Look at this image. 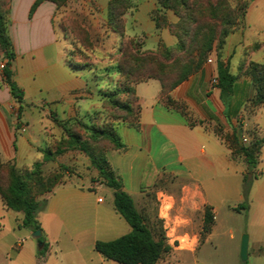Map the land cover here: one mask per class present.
<instances>
[{
	"label": "crops",
	"instance_id": "0c3cea01",
	"mask_svg": "<svg viewBox=\"0 0 264 264\" xmlns=\"http://www.w3.org/2000/svg\"><path fill=\"white\" fill-rule=\"evenodd\" d=\"M36 1L9 2V34L19 54L15 81L24 91L26 100L34 103L45 100L52 104L51 108L61 120L98 114L100 91L97 96L91 91L86 94L89 77L69 66L68 49L53 22L55 4L43 2L30 18ZM109 1L74 0V3L107 20ZM245 1L248 8L244 28L230 35L222 51L223 62L237 77L227 102L223 101L218 85L213 84V79H218L216 56L199 75L172 93L177 101H187L192 118L165 105L159 81L140 83L135 87L140 106L138 123L119 125L117 131L124 148L107 152L123 190L134 201L135 197L142 199L160 186V189H167L165 192L171 197L178 196L185 202L176 206L166 200L168 195L159 194L163 198H159L158 220L171 252L158 264H242L236 256L222 254L218 247L212 252L205 250L213 239L219 238L221 203H232L228 208L235 213L234 208L245 201L243 175L248 167L244 158L235 154L236 130L240 144L245 146L252 141L253 131L263 140L260 162L254 171L257 178L249 196L246 229L241 233L249 234L248 259H252V264H264V105L252 115L245 113L253 86L249 77L241 76V67L245 64L264 65V0ZM131 4L125 16L127 37L143 40L149 50H156L161 42L168 46L176 43L169 31L157 29L152 18L159 6L158 0H131ZM110 36L116 38L118 34L111 30ZM7 94H10L9 88ZM192 122L195 124L191 125ZM0 127V149L3 151L0 152L4 163L29 168L42 160L43 156L32 149L25 153L19 149L12 151L16 142L15 128L5 124ZM18 142L23 145L24 137L18 138ZM92 177H97L96 171ZM105 188L91 177L73 176L47 196L46 209L39 215L48 244L43 256L38 254L43 245L39 248L40 243L33 233L20 228L23 215L7 209L0 197V264H118L107 261L95 250L98 241L116 240L104 238L109 236L110 227L109 232L100 230L105 222L100 220L98 213L105 200L99 202V194ZM107 189L112 192L114 206V193ZM228 197L232 198L231 202L227 201ZM206 207L213 209L214 225L211 232L202 237ZM113 208L116 211L115 206Z\"/></svg>",
	"mask_w": 264,
	"mask_h": 264
},
{
	"label": "rangeland",
	"instance_id": "374dc122",
	"mask_svg": "<svg viewBox=\"0 0 264 264\" xmlns=\"http://www.w3.org/2000/svg\"><path fill=\"white\" fill-rule=\"evenodd\" d=\"M130 4H131V0ZM190 9L188 11L178 8L162 9L161 14L158 17L162 18L160 24L162 28L160 30H167L176 40L174 45L168 46L167 44L161 42L156 50H149V46L143 42V40L133 39L125 36L124 39L118 34V37L112 38L111 26L109 25V17L107 20H102L99 15H94L87 12L82 8L81 4L74 3V0H59L58 4H55L57 10L54 16V25L59 33V38L65 43L67 51V59L71 62L75 61L82 65L80 73L85 77H89V90L86 91L88 94L90 91L95 93L97 96V91L99 90L101 95L100 102L101 108L98 114H94L89 117H82V119L72 118L68 121L61 120L58 113L51 108L52 104H48L45 100L34 103L26 100L24 98L23 103L18 104L12 96L7 94L8 85L4 77V69L0 70V126L8 125L15 128L16 142L14 141L12 146V151L19 149L20 152H27L30 149L36 151L38 155H42V151L50 149L55 151L63 139L66 137L63 124L71 129L74 133H77L83 137V139L90 141L88 134V127L96 125L102 127L105 125H119L125 120L133 121L135 120L138 113V104L133 95V90L136 87V83L140 81L144 76L145 78L148 74H142L140 76L137 73V77L134 79H126L121 77L118 73L116 65L117 61L121 58L119 49L124 45L132 41L137 45L139 51V57H145L146 59L155 54L160 61L165 66L161 75L162 80L168 84V87L178 79L180 70L177 67H170L177 57H183V53L178 52L177 45L185 44L187 47H194L199 49L206 46L209 39L211 38V33L209 30H205V25L207 22H212L216 25V29L213 32L215 34V39L213 41V50L209 54L207 62L204 66L197 72L192 74L187 80L193 78L201 73V71L210 64L212 57L223 59L222 51L225 47L223 43L230 37L232 33L240 31L244 28V17L247 12L248 2L245 0H189ZM5 7L9 6V0H4ZM50 2V1H49ZM159 4V2H158ZM213 5L216 10L217 20L211 19V14L208 11V7ZM132 8V4H131ZM160 7L158 6L157 10ZM131 9H129L130 11ZM128 11V12H129ZM156 11V10H155ZM181 15L185 16L181 19ZM197 19L198 23H192L191 19L187 20V17ZM234 31L230 34V32ZM197 33V34H196ZM226 34V36H224ZM170 49V54L166 53L165 49ZM16 58L12 65V71L14 73L17 71V58L19 54L15 50ZM7 60L4 58L3 53L0 50V64L6 65ZM147 70L152 72H158L157 66L147 63ZM150 64V65H149ZM16 70V71H15ZM247 76L241 73V76ZM133 82V83H130ZM182 82L181 84H183ZM179 84L170 93V101L168 103L173 104V106L182 109L187 113L189 118H192L191 111L187 101L176 100L172 93L181 85ZM29 89V87H28ZM113 102H106L104 104V99L112 95ZM169 93L166 91L165 94ZM166 96V95H165ZM163 95V99L166 100ZM119 103V107L115 106L114 103ZM130 107L132 110L129 114L126 107ZM22 107V108H21ZM247 112L249 109V101L245 107ZM248 115V113H247ZM1 129V127H0ZM25 143L19 145L18 138H23ZM91 142V141H90ZM92 144V143H91ZM108 142L103 141L96 145V148L103 147L106 148ZM2 151V149H0ZM3 152V151H2ZM3 157H1L0 152V162L4 163ZM34 165V164H33ZM33 165L29 168H17L19 172H23L25 176L30 170H32ZM16 166V165H14ZM95 170L92 168L89 159L78 151H73L64 157H60L59 160L51 162L44 165L43 167V177L47 179V186H57L67 182L73 176L78 178L91 177L94 182H99V185L103 184L98 178H93L92 173ZM54 182L53 184H51ZM9 183V175L7 169L0 170V185L4 188ZM157 186L155 189L151 190L149 194L142 199L135 197V204L142 213L149 214L151 223L155 226L158 223V212L160 209L159 198H163L160 192L170 196L166 197L168 202L176 204V206L184 205L185 202L180 201V197H176L165 192L167 189H160ZM167 188V187H166ZM35 193H38L39 199L44 200L47 195H40L39 189H35ZM99 197L105 200V204L99 208V218L105 224L100 226V230L103 232L110 233L109 236L104 238L117 239L128 233H130L131 228L129 224L125 221L120 214L114 210L113 206V196L112 192L105 188L103 192H100ZM170 198V199H169ZM232 198L228 197L227 201L231 202ZM244 203V202H243ZM219 215H218V239H213L212 243L206 246L205 250L212 252L216 247L225 256L230 257L231 255L236 256V260L241 261L240 250L241 241L244 235L248 233H241L242 229H246V218L242 215V212L238 214L235 211L231 212L228 208L231 204L221 203ZM106 227V228H105ZM159 229L158 227L156 228ZM166 255L163 260L167 258ZM247 264H252V259H248Z\"/></svg>",
	"mask_w": 264,
	"mask_h": 264
},
{
	"label": "trees",
	"instance_id": "16d2710c",
	"mask_svg": "<svg viewBox=\"0 0 264 264\" xmlns=\"http://www.w3.org/2000/svg\"><path fill=\"white\" fill-rule=\"evenodd\" d=\"M3 1L4 0H0V50L3 53L4 58L7 60L4 69V77L12 98L21 105L24 101L25 94L14 80L12 65L16 58V54L9 34V6L5 7ZM45 1H50L55 4H58L59 2V0H37L31 9L30 18H32L37 8ZM158 2L160 9L156 10L152 14V18L155 21L158 30L162 28V25L160 24V20L162 21V18L158 17L159 14H161L162 9L182 8L186 11L190 9L189 0H158ZM129 9H131L129 0L109 1V25L111 26V30L119 34L122 39L126 36L125 16L127 15ZM208 11L211 14V19L217 20L216 10L213 5L208 7ZM184 17L185 16L181 15V19H184ZM189 19H191L192 23H198L197 19H193L188 16L187 20ZM205 26V30L211 31L209 32V34L211 33V38L206 46L196 49L194 47H187L185 44L178 43L176 50L183 53V57H177L173 60V63L170 66L177 67L180 70L178 79L172 84V86L168 87V84L161 78L163 69L165 70L168 66L160 63L155 54L152 55L154 57H150L148 59L145 57H139L137 45L132 41H129L126 46L123 45L119 49L121 58L117 61L116 65L118 73L121 77L129 80L137 77V73H139L140 76H142V74H148L146 78L144 76L136 83V85L150 80L159 81L162 87L161 98L165 105L180 110L183 114L187 115V113L182 109L175 107L173 104L168 102H171V91L179 84L187 80L192 74L201 69L207 62L209 54L213 50V41L215 39V34L213 32L216 29V25L212 22H207ZM233 31L234 29L230 32V34ZM226 34L227 33H225L224 36H226ZM223 45H225V42ZM165 51L169 54L171 52L168 48H166ZM147 63L157 66V74L156 72L147 70V68H149ZM68 64L76 71H79L82 68V65L75 61L71 62L68 60ZM241 73L247 75L252 82L253 95L249 100L250 110L247 112L246 108H244L245 113L252 115L257 109L264 105V65L253 62L248 65L245 64L241 67ZM218 81V87L221 90L222 99L226 103L227 99L233 94L237 77L230 73L228 66H226L220 56L218 58ZM166 91H169V93L165 94ZM133 95L139 106V100L136 96L135 89L133 90ZM163 95H166V100L163 99ZM114 96L115 93L110 97H106L104 99V104L106 102H113L112 98ZM114 105L119 107V103L117 102H115ZM246 106L247 104L245 107ZM126 110L129 114L132 111L129 106L126 107ZM139 111L140 106L135 120H125L121 124L137 125ZM194 124L195 123L193 122L191 123V125ZM119 125H105L102 127H98L96 125L89 126L88 134L90 142L83 139L81 135L74 133L64 123L63 129L66 137L63 139L61 146H59L55 151L50 149L42 151V160L35 162L32 170H30L25 176L23 175V172L18 171L16 166L0 162V170L6 168L9 175V183L6 188L0 185V197L7 209L23 215L20 228L29 230L32 233L41 231L42 236L37 239L38 243L43 244V247L38 251L40 256L45 255L48 250V244L45 243L43 229L39 221V215L46 209L47 197L44 200H40L38 193H35V189H39L40 195L48 196L58 185H60L47 186L48 180L43 177V167L46 163L54 162L58 157L70 151H78L89 159L92 168L97 172L96 178H98L107 188L113 191L114 206L116 211L122 218L125 219L131 228L130 233L116 240L109 242H96L95 250L107 261H113L118 264H158L171 252V247L167 244L161 221L159 220V225L155 226L151 223L149 214L142 213L137 209L134 199L123 190L121 181L110 165L107 152L110 149L120 150L124 148L122 139L117 131ZM241 127L242 125L240 124L239 129H241ZM251 136L252 141L247 146L240 144L238 130L235 131L233 137V145L236 149L235 154L244 158L248 167L247 173L243 175V195L245 201L238 207L234 208V211L238 213L248 212L249 210L250 191L254 180L257 178L254 171L260 162V152L263 140L258 137L255 131L252 132ZM103 141L108 142L107 147L103 148L98 146L96 148V145ZM53 183L54 182L51 184ZM213 225V209L206 207L204 224L201 233L202 237H205L211 232ZM157 227L159 228L158 230L156 229Z\"/></svg>",
	"mask_w": 264,
	"mask_h": 264
},
{
	"label": "water",
	"instance_id": "95a60500",
	"mask_svg": "<svg viewBox=\"0 0 264 264\" xmlns=\"http://www.w3.org/2000/svg\"><path fill=\"white\" fill-rule=\"evenodd\" d=\"M42 236L41 231H37L33 233V237L38 239ZM43 244L39 245V248L42 247ZM248 249H249V236L244 235L241 241V250H240V257L243 263L248 261Z\"/></svg>",
	"mask_w": 264,
	"mask_h": 264
},
{
	"label": "built area",
	"instance_id": "2783aa9c",
	"mask_svg": "<svg viewBox=\"0 0 264 264\" xmlns=\"http://www.w3.org/2000/svg\"><path fill=\"white\" fill-rule=\"evenodd\" d=\"M4 68H5V64L1 63L0 64V70H3ZM218 83H219L218 79L217 78H214L213 79V84L214 85H218ZM99 202H103V199L102 198L99 199Z\"/></svg>",
	"mask_w": 264,
	"mask_h": 264
}]
</instances>
